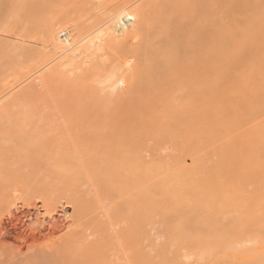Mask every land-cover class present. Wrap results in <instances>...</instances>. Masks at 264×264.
Instances as JSON below:
<instances>
[{
	"label": "bare ground",
	"instance_id": "bare-ground-1",
	"mask_svg": "<svg viewBox=\"0 0 264 264\" xmlns=\"http://www.w3.org/2000/svg\"><path fill=\"white\" fill-rule=\"evenodd\" d=\"M5 1L9 3L8 5L10 6L5 5L6 7H4L2 4H0V44H2L0 47L3 48V54L0 51V99L5 96V93L11 87L19 84V82L22 81V78H25L23 76L26 75L28 77L31 74L38 73L37 71H40V69H46L47 67H50L45 73L43 72L45 70H43V73H41V75L39 74L41 77L38 76L39 79H36L34 86L32 84L25 91H20L18 92L19 94H14L15 96L9 97L8 99L6 98L5 101L1 100L3 102H0V172L7 170V168L4 166L7 160V158H5L7 156V152L11 155H13L11 151L20 155L21 153H26L24 155L26 156L29 155V153H31L34 148L33 153L36 156L34 158V163L27 165V167L24 169L25 178L24 183H22L23 188L21 191V196L26 201H30L29 203L34 202L32 204V209H34V212H32L33 214H30V212L28 215L30 216L29 218L32 222L23 224L21 227L23 229L22 233L16 235V237H11L13 234L7 229L5 230L3 228L1 224L3 220L0 218V242L5 240L15 241L17 243L15 248L17 249L20 247L36 248L35 254L32 257L30 256V258L27 257V260L25 259L22 264H108L105 263L104 260L106 259V252L109 251V243L107 240L108 237H104L105 235H102V231L98 229L101 227L102 230H104L105 227H102V225L99 226L100 224L97 225L94 223L95 218H91V214H94L93 208L95 207V200H86L85 198V193H87V195L89 193L90 196H94L93 194H90V192L93 190V187L94 190L92 192L96 194V199H98L99 202L98 206L96 204L97 209L98 207L102 206V203H106V205L103 204V207L104 205L106 206L105 211L107 210V213L111 208L112 212L110 211L111 213H109L112 215L110 216L109 213L108 215L106 213V215L110 216L111 219L121 218L123 214L127 212L126 216L131 217V220L133 217L135 220L138 219L140 221L139 218H142L143 214L144 216L146 214L149 216L150 213L152 217L153 211L157 210L158 212H161L162 208H164V213L165 211L169 213L168 209L170 206L172 210L176 209V215H174L172 211L169 213V215H181L182 218L185 214V210L182 209V207L185 209L187 208L186 204H190L188 199H190L192 196V200L197 202L196 204L198 206L200 203L202 204V202L207 204L206 205L204 203V205H200L202 207L201 208L199 206L201 209L206 208L210 211L216 209L217 214H226L228 211L225 213L224 208H230V212L227 213L226 216H228V214L231 216L233 213L232 217L234 216V212H237L235 209L237 203L242 204L243 207L249 208L255 212L254 226H256L259 231L262 230L264 227V0H149V2H144L146 0H137L141 3L136 2L137 8L135 9L132 8L135 6V3L134 6L131 5V7L128 3L129 0H18L15 1V3L14 0ZM134 1L135 0H132L130 3L132 4ZM3 2L4 0H2L1 3ZM7 3L4 2V4ZM137 3L140 4V7ZM124 4L125 7H127V4H129V8L127 7L128 12L126 8L123 9ZM141 4L143 5L141 6ZM129 9H131V11H129ZM18 42L24 46L27 44L24 42H28L30 45L32 44L39 46V48L37 49L35 46L34 49L29 48L27 51L30 53H27L25 50L26 48H24V50L22 49L23 51L21 50L22 47L18 45ZM17 45V48H20V50L16 48ZM1 48L0 50H2ZM10 48L13 53L15 52V57L14 55H10V52L8 51ZM4 49L5 52H9V55H7L8 53L6 52L5 57L3 56L1 58V54L4 55ZM17 55L18 57L20 55L21 58L19 57V59L21 60H24L25 58L24 62L18 61V58L16 57ZM16 58L18 64L15 62ZM169 78H172V80H169L170 83L171 81L175 82L178 78V86L179 79L180 82L182 80L184 84H182L181 88L184 89V91H186L187 85L185 83V79L189 78V80L193 82L200 81V84L196 83L195 86L193 85V87L191 85L190 87L188 84L187 87H189V90L191 91H193L194 87H197L196 90H199V93L202 95L207 94L208 99L210 98V101L207 100L210 102V104L209 106H206V103L204 104L202 100L204 96L201 97L197 93L194 94L195 91L191 92L197 98V100L194 99L195 101H202L203 103H197V105L200 106L197 107V109L196 106L189 107L188 110L192 109V116H198L197 110L199 109L198 117L193 116V120L191 119L192 117H188V119L190 118L193 121H191V124L195 123L190 129V126L187 124L189 121L187 120L188 122L185 123L186 117L180 115L184 109L188 108L190 103H183L182 105H185V108H183L184 106L181 107V104H178L177 108V105L174 103V101L176 98L178 99V97H174L175 99L172 98L173 101H171V97H173V91L181 95V93L177 90V86H175L176 84H173L172 82L173 87H171L169 83L170 87L168 88V91L170 89L169 92L171 95H168V97L165 96V94H168V92L166 93L167 90H163L164 92L161 94L163 87L166 86L165 88H167L168 81L166 80ZM156 81L160 85L157 86ZM152 82H155L156 84H152ZM201 83L203 84L204 89H200ZM148 84H150V87ZM248 84L250 85L249 87L247 86ZM151 85H153L154 88L157 86L158 92L162 95L163 100L165 97V101H167L169 98V103H167L168 106L176 105V107H173L172 110L177 111L179 108H182L181 112L178 110L176 115H174L176 111H171L172 113L170 112L171 119L173 121H170L169 124L165 125L166 129L175 132L180 128V131L184 132V130H181V128L183 129V126L186 128L185 126L187 124L189 133L191 134L192 132L194 135L193 138V135L191 134V136L189 134V137H191L193 141H191V144L189 145V140H191V138L188 140V137L186 139L188 140V146H186V150L185 146L182 150V155L185 151V155H188V158L192 160V171H186L187 168L183 169V166L181 167L180 163H178L180 160H177L179 156H174V158L172 157L174 166L172 165V168L170 167L169 169L171 163L170 165H167V170L170 171L169 174L167 173V170L165 171L163 169V166L161 167L163 169L161 171L164 172L165 177L168 175V178L166 177V180L164 181L165 178L162 177L163 173L160 172V177L163 178V180H161L164 181L165 184L160 181L159 177V184L157 187L153 185V176H155V173L151 174L154 171L153 169L156 167H149L148 165V167L145 169L144 165H141L139 159L140 153L138 151L141 150L140 148L143 144V142L141 144V141H143L145 133L141 128L132 125H130L129 129H127V127H123L120 131L116 132L115 127L117 129V126L115 124L121 117L117 116L116 118L114 115L115 118H112L113 115L110 113V118L108 112H111V110L114 112V109H117L118 106H116V108L114 106L112 109L114 102L110 100L109 106L111 105V109L109 111L105 110L103 107H106L107 103L105 101L107 98L105 99V96H103L101 93L102 91H107V89H109L111 92L115 91L121 95V91L123 90L120 89L127 87L129 91L132 89L131 91L134 92H130L129 94V92H127L128 90L125 88L124 91L126 90L127 93V96L126 93H123L125 97L131 98L130 95L132 96V94L135 93L134 96L136 95L139 97V99H142L145 102L149 99L146 97L147 95L143 96V93L146 94L148 90L151 92L153 88ZM109 90L105 93V95L108 93L107 97L109 99H113L114 96L115 99L117 95H112ZM42 91H44L43 94L46 92L45 98L43 96V100L47 99V102L49 103L48 105V103L45 102V104L43 102L44 110H47V106L49 107V110L44 112V110L41 109L42 113H39L33 108L34 104L32 101H34L33 98L35 99L39 93L42 94ZM99 93H101L103 97H101L99 100V104L102 107L101 110L104 109L105 111L102 114L107 113L108 115L106 116H101V113L99 112L97 114V111L95 112L93 106L86 103L85 100L92 98L96 99L95 96H98ZM139 94L142 95L139 96ZM111 95L113 96L112 98H110ZM150 97L153 102L151 103L150 100L147 103H151L152 107H155L153 104L157 101V99H155L153 96ZM54 98H56V100H54ZM117 98H119V101L123 100L124 105L128 103L125 102L122 97L117 96ZM206 98L207 97L205 95V101ZM102 99L105 100L103 101ZM109 99H107L108 103ZM84 100L85 105L83 108L80 107L81 109L78 108L80 109L79 112H84L86 107V113L89 109H92L91 112L94 113L92 116L95 117L96 120H94V118L91 116V113L84 115V117H88V120L93 119L94 121H91V123H93L95 126L100 125L99 122L101 117H104L103 119L108 121L106 123L104 120L103 123L100 122V127L102 128V124L105 123L104 125H106L108 123L110 128L106 127L108 124L105 126V128L103 127V134L100 129L98 133V129L95 130L93 126L92 127L94 130L90 132L92 127L87 125L89 127V133L83 137L78 138L77 135V137L75 135L73 137V134H70V136H72L70 137L68 133L69 131H66L68 135L67 138L62 132L61 137H64V139L58 138L61 134L59 128H63V126L60 125H62L61 120L63 121L64 118H61L65 117L66 121L70 119L71 122V118L76 119V114L78 111L75 109V107H79L80 102L84 104ZM163 100L160 101L162 104V109H164L163 107H166L165 105L163 106L162 102H165ZM95 101L96 100H94V102ZM195 101H193V103L190 105L193 106ZM96 102L98 103V98ZM111 102L113 103L111 104ZM86 105H89V108ZM129 105L133 106L132 110H135L134 112H138L134 105H131V103ZM145 105L146 103H144V106ZM126 106L127 104L125 107ZM158 106L153 109H156L157 111L159 108ZM139 107L142 110L144 109L143 105H140ZM147 107L148 106H145V109ZM69 109H74V112L77 111L75 114L76 116L73 115L72 117V112L70 111V118V116L67 115V111H69ZM118 109L120 108L118 107ZM118 109L117 111L121 112ZM201 110H203V112ZM156 111H153V113L150 114L157 116L158 113H156ZM127 112H130V108L129 110L127 109ZM127 112L126 116L129 114V121L133 120L135 116L133 111H131L132 115ZM166 112L168 113V111H165V113ZM206 112H208L209 115L207 117L208 119H206L203 122L204 124L201 125L199 124L200 121L197 122L196 120L201 118L202 114L204 116ZM44 113L46 115H44ZM79 115L78 117L80 119L77 117L76 121H82L81 123H83L84 117L81 118ZM158 116L161 117L160 115ZM57 117L61 119V124L59 121H57ZM166 117L168 118V114ZM248 117L252 120V122L249 121L250 119L248 120ZM31 119L32 121H38L34 123L41 122L44 123V126H47L41 129L37 127L32 129V127H29V129H32L33 133L31 131L27 132L24 130V124H26ZM54 119H56L55 121L59 122L60 124L58 127L59 134L58 130L56 129L58 123L55 124ZM86 119L84 120V123L86 124L88 122L87 124H90V121H87ZM241 119L245 121H242ZM44 120L47 121H45L47 124H45ZM113 120H115L113 122L115 126L112 123L113 127H111V121ZM161 120L164 121L163 119ZM32 121L30 122L32 123ZM70 121H67L68 124H70ZM95 121L97 122V125ZM238 122H240L241 125L244 124V122L253 123L252 126H250L252 127V131L248 137V143L245 147L246 149L243 148V146L240 147L243 148V152L246 150V158L249 160L248 167L246 166L248 164L247 161L244 164L242 163L243 167L240 163L239 168L241 169V173L240 169L239 171L235 172V166L233 165L235 158V160L240 159L241 161L240 157H236L238 145L236 142H234L235 138H237V136H234V133L236 132L237 127H239ZM51 123L55 124L54 128H52L53 125L51 126ZM68 124L66 123L65 128L62 129L63 132L66 130V127L68 128ZM154 124L155 122L153 125ZM156 124H158V122ZM197 124H199V126ZM163 126L164 125L159 128L163 130ZM159 128L156 129V134L153 131L152 133L154 134L151 135L156 139L157 136H159L160 140L159 138L157 139L159 144H161L163 138L164 140H167V138L170 136L173 139L172 141H174L177 139L178 133L181 135L180 132L177 131L176 136L172 135L171 133H168V136L164 133L162 136L161 134L163 131H160ZM193 128L194 130H192ZM55 130H57L55 135L57 138L54 135L53 137H50L52 136L51 134L55 133ZM106 130L107 132L105 133ZM91 133H95V136L93 137ZM230 133L232 135L228 139ZM241 133L243 135L244 132ZM46 135H49L47 139L40 140L42 136L47 137ZM100 135L101 138H99ZM34 136H36V138ZM117 136L118 138L116 139ZM232 136L234 137V141H232ZM33 137L34 140L32 139ZM37 137L39 139H37ZM183 139L185 138L183 137ZM237 142H239V140H237ZM216 143H219L218 147H215L217 146L215 145ZM12 144H14V146H11ZM184 144L186 145L187 143L185 142ZM212 144H214L213 147L211 146ZM121 145L125 146V148H130L128 156H126L125 153H121L123 147H121V149L116 147L118 148L119 152L117 151L115 154L112 153L113 155H110L108 158L106 157V155H109L110 149ZM204 146H207L206 150L202 151L201 149ZM112 150L115 151L114 149ZM200 150L201 153H205L208 150L209 153H207L210 155V157L215 154L214 156L216 163L210 166L209 164L205 166V160L198 156ZM99 156L102 157L98 159ZM201 156L204 157V155ZM39 158H42L45 162V173L40 177L35 175L41 165L39 163L37 165ZM101 159H103V161ZM26 161L31 162L29 159ZM141 166L145 170L143 168L140 170ZM232 166L234 168H232ZM175 167L176 169H174ZM244 167H247V169L242 171V168ZM173 169L175 171H171ZM143 170L145 173L146 170H149L146 173V177L142 173ZM128 174L131 176V178L127 177ZM33 175L34 178L32 177ZM147 176L153 179H150ZM147 178L151 181L152 185L150 181L147 180ZM17 179L21 180L22 178L18 176L14 177V174H10L6 178H0L1 186L4 184L11 185L10 187L8 186L9 188L6 191V196L12 194L10 188L13 184H15L14 182H16ZM146 180L150 187L146 186ZM83 182L87 183V186L82 185L80 187ZM144 183L145 187L147 188L144 187ZM246 183L251 186L250 198L248 199L243 198L240 195L241 190L244 186H246ZM88 184L91 186L89 187ZM78 187L79 189L83 187V190H86L88 187L91 189L89 192H87L89 190L88 188L87 191H83L85 192L83 193L78 190ZM163 187L166 188H164L165 191L162 190ZM155 189L158 193H155ZM150 190H154L153 195L155 196L156 194H160V197L164 195L162 200H167L168 197L167 201L169 203L167 204L166 201L168 207L166 204H164L165 201L162 203V201L160 202L157 200L160 202V204L158 202L160 205L159 209V206H157L158 204L156 202L157 197L153 196L151 192H149ZM165 193H168L169 196L167 194L165 196ZM244 193L246 194V192ZM170 194H172V196L175 195L176 200L177 197L178 199L179 197H182V199L178 200L179 208L178 206L177 208L178 210H184L183 215L182 211L181 214L177 213L176 200L173 197L174 205L173 201L171 202L172 198H170ZM4 195L5 194H2V196ZM145 195L148 197V199L145 197ZM114 197H116V200L119 199V201H123L125 198L126 200L118 204L117 201H113ZM184 198L186 201H184ZM149 199L151 202V205L149 203L150 211H144V209L141 210L140 208L143 207L145 203V206L148 205ZM5 201L3 202L5 203ZM113 202L114 204L116 203V207L119 205V207L121 206L122 209L125 208L123 210L119 208L120 211L122 210V213H119V211L115 213L113 212L115 205L110 206V204ZM183 202H186V204ZM161 203L165 206H162ZM182 203L184 205H182ZM193 203L192 206L191 204L188 206V211L197 209ZM37 204H40V206L37 207ZM216 205L218 206L217 208L215 207ZM57 206L62 208V210L59 212L62 219H60L61 221H59V219H55L57 215ZM70 207L72 208L70 209L72 211L70 214L72 215L68 214V212L65 210L66 208ZM116 207L115 209L117 210ZM219 207L221 209L223 208V210H218ZM151 209L153 211H151ZM101 210L104 211L102 208ZM157 211H155V214ZM212 211L211 214H213V219L216 222V218L218 216H216L214 212L212 213ZM218 211L221 213H218ZM163 212L160 213L161 218H164V215H162L164 214ZM103 213L105 214V212ZM187 213L188 212L186 209V215ZM201 213H204V224H206V222L208 223V220L211 217L210 215L208 216L210 213H206L208 220L204 210L201 211ZM251 213H247V216L250 214L248 219L251 218ZM141 214L142 217H140ZM189 214H191V212ZM198 214L200 215V211ZM8 216H11L10 211L7 212V217ZM235 216L237 215L235 214ZM197 217L198 215L196 214V221L194 220V225L196 222L199 223L200 220L202 221V214L201 218ZM232 217L228 218L229 220H232V223L235 226H233L232 223L231 224L234 228H236L238 225L237 222H240L241 219L237 220L238 216L236 218L233 217V219ZM175 218L176 220L178 219L177 217ZM222 218L223 216L221 219ZM239 218L241 217H238V219ZM125 219L123 218V220ZM127 219V221H129L130 218ZM134 219L132 221H134ZM182 219L183 220H180V223L179 220H177V222L175 221L174 223H179L178 226L183 224L185 225L187 224V219L192 220V217H185L186 220H184V218ZM197 219H199V221ZM211 219L212 218H210V222H212V224L215 226L214 221H211ZM217 219L218 224L216 227H218L219 223L221 226V221H223L220 219V217ZM138 220L136 223H140ZM224 221H226V219H224ZM117 222H119V220ZM143 222L141 224H143ZM235 222L237 224H235ZM92 224L99 227H95L94 229ZM109 224H111V220ZM128 224L130 223L128 222ZM112 225L113 224H111V227ZM111 227H107L105 230ZM125 227H123V230H126L124 229ZM185 227L186 229L189 228L187 225H185ZM59 229H65L66 232L61 238L54 239V236L56 232L59 231ZM222 229L224 230V228ZM238 229L239 232H241L240 228ZM132 232H130L129 229L127 232L128 234L126 235L125 231L124 235H126L128 238V236L131 234L130 237L133 238L132 235H134V231ZM246 232L247 231L245 230L244 233L241 232L239 234L245 235ZM171 233L173 232L171 231ZM194 233L196 234V232ZM199 233L200 234H198V237L201 239V232ZM195 234L193 236H195ZM237 234L238 233L233 235L231 234L229 237L234 236L237 238L239 235ZM247 235L250 236V233ZM206 236H204V239L209 238ZM130 237L128 239L126 238V242L119 246V251L121 253L130 251V253L128 252L130 254V261H133L134 264H139L140 261L143 260V253L140 252V246H138V243L140 242L136 243L135 241H132V238ZM171 237L169 236V238ZM220 237H224L223 233L222 236L220 235ZM220 237H217L218 240L221 239L220 241L211 238L209 240L206 239L205 241L202 237V239H199L200 241H198V244L201 246V248L199 246L196 247L195 250H202L203 247H205L206 249L204 248L202 251H198L202 252L203 254L206 252L205 256H207V260L211 257L208 256V254L210 255V252L214 253L215 251L220 250L219 252L223 251L224 253L225 250L232 251L236 244H230L227 242V240H230L228 237ZM243 237L244 236L240 237L242 239L239 238V241H242L244 246L245 244L247 245L248 243L252 242L251 239H249L250 241L248 240L249 242H247L246 239L248 237L246 235L244 239ZM190 239L188 241H190ZM262 240L264 241V238H262ZM183 241H186V239ZM202 241L205 242L202 243ZM232 241H234V239L230 240V242ZM166 242L167 241L164 243ZM234 243L240 242L236 241ZM183 244L184 243L181 245ZM251 244L248 245L251 247ZM166 245H168V243H166ZM144 246H146V244ZM177 246L178 245H176L175 248H177ZM229 247H232V249H229ZM178 248L180 247L178 246ZM148 251L150 250L148 249L147 252ZM236 251L238 253H243L244 255L247 252H240V249ZM117 252L115 253L117 254ZM147 252L144 253L147 255ZM170 252H172V250ZM233 252H231L230 255ZM6 253L8 252H0V264H5L6 260H8L7 258H11V256L7 257ZM179 253L180 252H177L176 254L179 255ZM119 254L120 253H118V255ZM164 254L163 255L165 257H162L166 259V262L167 253ZM247 254L250 253L248 252ZM254 254H257L256 251H253L250 255L252 256ZM7 255H9V253ZM168 256L173 258L171 255ZM256 256L259 257V259H255L256 261L254 264H264V253L262 254L259 251V254ZM223 257H220V261H222ZM149 260L148 262H150ZM159 260L161 261V259ZM155 261H157V258L154 260V263ZM169 261H171V259ZM218 262L219 261L216 260L215 264ZM159 263L163 264L164 262L158 261V263L155 264ZM247 263L250 264L251 261H247L245 264ZM6 264H11V261H7ZM167 264H171V262Z\"/></svg>",
	"mask_w": 264,
	"mask_h": 264
},
{
	"label": "rangeland",
	"instance_id": "rangeland-1",
	"mask_svg": "<svg viewBox=\"0 0 264 264\" xmlns=\"http://www.w3.org/2000/svg\"><path fill=\"white\" fill-rule=\"evenodd\" d=\"M15 1H18V0H14V3H15ZM140 1V0H139ZM139 1H137V0H135L132 4L130 3V2H132V0L130 1H128V3L130 4V6L132 5V6H134V3H135V6L134 7H132V8H137L136 7V2H138V3H141V2H139ZM144 1V0H143ZM2 2V0H0V4H2V6H4V7H6L5 5H7V6H10V5H8L9 3H7L5 0H4V2L5 3H7V4H4V2L3 3H1ZM144 2H149V0H146V1H144ZM143 2V3H144ZM126 3V2H125ZM137 3V4H138ZM129 4H127V7L129 8ZM145 4V3H144ZM139 5V7H140V4H138ZM143 4H141V6H142ZM127 7H125V4H124V7H123V9L124 8H126V10H127V12H128V9H127ZM131 8V9H132ZM131 9H129V11H131ZM134 9H132V10H134ZM124 12H126V11H124ZM24 43H27L25 46L24 45H21V43H19L18 42V45H20L22 48H21V50L23 49L24 50V48H26L25 50L27 51L29 48H32V49H34V46L35 45H30V43H28V42H24ZM22 44H23V42H22ZM2 44H0V46H1ZM16 45V44H15ZM18 45L16 46V48L18 47ZM4 46V45H3ZM14 46V45H13ZM1 48V47H0ZM11 48H13V47H11ZM11 48H10V50H8L9 52H10V55H14V53H13V51H11ZM35 48H39V46H35ZM2 50H0L1 52L3 51V48H1ZM17 49H19L20 50V48H17ZM13 50V49H12ZM22 50V51H23ZM8 51H6L8 54L7 55H9V52ZM15 51H16V49H15ZM6 52H5V49H4V55H2L3 54V52H2V54H1V58L4 56L5 57V54H6ZM20 53H21V51H20ZM27 53H30L29 51H27ZM23 56V55H22ZM14 57H15V55H14ZM17 58H18V61H23L24 62V60H25V58H24V60L22 59H19V57H20V55H19V57H18V55L16 56ZM28 57V56H27ZM27 57H26V59H27ZM17 58H16V64H18L17 63ZM21 58V57H20ZM14 59V58H13ZM11 60H12V58H11ZM29 60V59H28ZM14 61V60H13ZM27 61V60H26ZM26 61H25V63H26ZM22 64V63H21ZM24 65V64H23ZM53 65V64H52ZM50 68V67H49ZM48 67L45 69V68H43V69H40V71L38 70L37 72L38 73H35V74H29L30 76H23V77H25V78H22V81L21 82H19V84H17V85H15V86H13V87H11L6 93H5V96L2 98V99H0V102H3V101H5V99L7 98H9V97H12V96H15L18 92H20V91H25L30 85H32L33 84V86L35 85V81H36V79H39V77H41L40 75H41V73H45L48 69H49ZM43 70H45V71H43ZM43 71V72H42ZM40 74V75H39ZM39 76V77H38ZM182 79V78H181ZM169 80H172V78H169L168 80H166V81H168V85H167V88H165L166 86H164V85H162V86H164L163 87V89H162V91H161V94H163V90H167L166 91V93L168 92V94L166 95L165 93V96L166 97H168V95H171V93L169 92L170 91V89H169V91H168V88L170 87V85H171V87H173V84L175 83L176 85L175 86H177V90L181 93V95L178 93H175L174 91L172 92V95H173V97H171V99L173 98V99H175L174 97H178V99L176 98L175 99V101H174V103L177 105V108H178V104H181V107L182 106H184L183 108H185V105H182L183 103L184 104H192L193 103V101H195L194 99H196L197 100V98H196V96H194L193 95V93H191V92H193V91H195L194 92V94L195 93H197L199 96H201V97H203L204 96V98L202 99L203 100V102H204V104L206 105V106H209V104H210V102H208V101H210V98L208 99V96H207V94H204V95H202L201 93H199L200 91L199 90H196V88L197 87H194V89H193V91H191V90H189L190 88L189 87H187L188 86V84H189V86L191 85L192 87H193V85L195 86V84L197 83V84H200L199 82H193V81H190L189 80V78L188 79H185V83L187 84L186 85V91H184V89H182L181 87H182V84H184V82H182V80H181V82H180V79H179V86L177 85V80H178V78H177V80L175 81V82H173V81H171V83L169 82ZM195 80H197V79H195ZM165 81V80H164ZM165 81V82H166ZM160 82V81H159ZM172 82H173V84H172ZM157 83V84H156ZM156 83L155 82H152V84H156L157 86L158 85H160V84H158V82L156 81ZM164 83V82H163ZM169 83H170V85H169ZM190 83H192V84H190ZM194 83V84H193ZM149 85V87H150V84H148ZM153 85H151V87H152ZM157 86L154 88V86H153V88H152V90H151V92H150V90H148V92L146 93V94H144L143 93V96H145V95H147L146 97H148V101H143L142 99H139V97H137L136 95V97L134 96V94H132V96L130 95V97L131 98H129V97H125L124 95H123V93H126V90L124 91V89L126 88L127 90H128V88L127 87H124L123 89H120V90H123V91H121L122 93H121V95H119L118 93H116L115 91L114 92H111L109 89H107V91H105L104 89V91H102L101 93L103 94V96H105V99L107 98V99H109L107 96H108V93H107V95H105V93L106 92H108V90H109V92L112 94V95H117V96H119V97H122L124 100H125V102H128V103H126L127 104V106L125 107V105L123 104V100H121V101H119L118 99L119 98H117V96H116V98L114 99V97L111 95V97L110 98H112L113 97V99H109L108 101H109V103L107 102V99H106V107H103L105 110H107V111H109L110 109H111V105L109 106V104H110V100H112L113 102H111V104L113 103V107H112V109L114 108V106H115V108H116V106H118L120 109H118V107H117V109L118 110H120L121 112H118L117 111V109H114L115 111L113 112V110H111V112H108L109 113V116H110V113H112L111 115H113L112 116V118H117V116L119 117H121L119 120H117V123L115 124L116 126H117V129H116V127H115V130H116V132L117 131H120L123 127H127V129H129V127H130V125H132V126H135V127H138V128H141L142 130H143V132L145 133L144 135V137H143V141H141V144H142V142H143V144H142V146H141V150H139L138 152L140 153V155H141V157H140V155H139V153H138V155H139V159H140V163H141V165H144V168L146 169L147 167H148V165H149V167L150 166H154V167H156V168H154L153 170V173H151V174H154L155 173V176H153V178H154V180H153V185H155L156 187L158 186V184H159V180H158V178L160 177V175H161V173H163V175H162V177H164L165 179H164V181L166 180V177L168 178V175H166V177H165V174H164V172H162L161 170H167V165L169 164L170 165V163H171V165L169 166V169H170V167L172 168V165L174 166V161H173V158H174V156H179L178 158H177V160H180V161H178V163H180V166L183 168V169H186V171L188 170L189 172L190 171H192V168H193V166H192V160H190V158H188L189 156L188 155H185V151L183 152V155H182V150L184 149V146H185V150H186V146H188V140L191 138V137H189V130L187 129V126L189 125L190 127H189V129L190 128H192L191 126H193L194 124H191V121L193 120V118L194 117H198L199 116V109L197 110V112H198V116H195V115H193L192 116V109L191 110H188L189 109V107L191 106V107H195L196 106V109H197V107H200V106H198L197 105V103H199L200 101H199V99H198V101L199 102H197V101H195V103H194V105L192 106V105H188V108L187 109H184V110H186V111H184L183 110V112L182 113H180V115H183V116H185L186 117V122L185 123H187L188 121H189V123H187L186 124V128H184V126H183V129L181 128V130H184V132H181L180 131V128H179V130H177V131H179L180 132V134L181 135H179V133H178V135H179V137H178V135H177V139H175L174 141H172L173 139L169 136L168 138H167V140H164V138H163V140L161 141V144H159V141L157 140L158 138H159V136H157V139L155 138V137H152L151 135L152 134H156V129H158L159 127H161L162 125H164L163 126V130H161V128H159L160 129V131H163V133L161 134L162 136H163V134L165 133L167 136H168V133H171L172 135H175L176 136V133H177V131H175V132H172L171 130H168V129H166V126L165 125H167V124H169L170 123V121H173L172 119H171V113L173 112V111H176V110H172V108L173 107H176V105H174V106H171V105H169L168 106V104L167 103H169V98H168V100L167 101H165V98H164V100H163V98H162V95L158 92V88H157ZM161 86V87H162ZM190 86V87H191ZM205 86V85H204ZM248 87L250 86L249 84L247 85ZM184 87H185V85H184ZM31 88V87H30ZM148 88V87H147ZM165 88V89H164ZM175 88V87H174ZM204 89V87H203V84L201 83V88L200 89ZM245 88V87H244ZM188 89V90H187ZM119 90V89H118ZM117 90V91H118ZM132 89H130V91L128 90L127 92H129V94H130V92H134V91H131ZM246 90H247V92H248V89H247V87H246ZM188 91H189V93H188ZM196 91H198V92H196ZM204 91V90H203ZM203 91H202V93H203ZM244 91V90H243ZM43 92L44 91H42V94L41 93H39V95L37 96V97H35V99L33 98V100L34 101H32V103L34 104V106H33V108L34 109H36V111H38L39 113L41 112L42 113V111H41V109H43L44 110V105H43V102L45 103H48L47 102V99H44L43 100V96H44V98H45V93L43 94ZM182 92H183V95H182ZM101 93H99V95H101ZM170 93V94H169ZM190 93H191V95H190ZM204 93H206V92H204ZM244 93H245V91H244ZM15 94V95H14ZM19 94V93H18ZM98 94V93H97ZM201 94V95H200ZM41 95V96H40ZM98 95V96H99ZM140 95H142V94H139V96ZM205 95H206V101L204 100L205 99ZM97 95L95 96V98L96 99H94V98H92V99H85L86 100V103H88L89 105H92L93 106V109L95 110V112L97 111V114H98V112L99 113H101V116H106V115H108L107 113L106 114H102V113H104L105 111H104V109H102L101 110V106H100V104H99V100H100V98L102 97V95L101 96H99L98 97ZM126 96H127V93H126ZM129 96V95H128ZM150 96H153V97H155V99H157V101L156 102H154V104L153 105H155V107L153 106L152 107V100L150 99L151 97ZM194 96V97H193ZM48 97V96H47ZM46 97V98H47ZM132 97H134V98H132ZM161 97V98H160ZM97 98H98V103L96 102L97 101ZM103 98V97H102ZM126 98V99H125ZM58 99V98H57ZM105 99H102L103 101L105 100ZM160 99V100H159ZM173 99L171 100V101H173ZM1 100H3V101H1ZM54 100H56V98H54ZM85 100H84V104L83 103H81L80 102V104H79V107H75V109L78 111V113L76 114V112H74V109L73 110H70L69 109V111H67L68 113H67V115H69L70 116V118H71V115H70V113L72 114V117H73V115H75L76 116V119H77V117H78V115H79V111H80V109L81 108H83V106L85 105ZM94 100H96L95 102H94ZM118 100V101H117ZM151 100V103H147V102H149ZM154 100V99H153ZM165 101V102H162L163 103V106L165 105L166 107H163L164 109H162L161 108V102L160 101ZM201 100V99H200ZM49 101V100H48ZM101 102V101H100ZM178 102V103H177ZM202 102V101H201ZM201 102H200V104H201ZM202 102V103H203ZM45 103V104H46ZM131 103V105H134V107H135V109L138 111V112H134L135 110H132V107L133 106H130L129 104ZM144 103H146V105L145 106H148V107H150V108H146L145 109V106H144ZM167 105H166V104ZM171 103V102H170ZM83 104V105H82ZM99 104V105H98ZM105 104V103H104ZM115 104V105H114ZM148 104V105H147ZM199 104V105H200ZM48 105H49V103H48ZM89 105H86V106H88V108H89ZM102 105V104H101ZM140 105H143V107H144V109L142 110V109H140ZM159 105V106H158ZM32 106V105H31ZM102 106H104V105H102ZM130 106V107H129ZM156 106H158L159 108V112H158V109H157V111H156V109L154 110L153 108H156ZM167 106H168V109H167ZM187 106V105H186ZM81 107V108H80ZM125 107V108H124ZM142 107V106H141ZM151 107H152V110H151ZM171 107V108H170ZM180 107V106H179ZM202 107H203V104H202ZM211 107V106H210ZM46 108V107H45ZM78 108H80V109H78ZM85 108V107H84ZM129 108H130V112H127V109L129 110ZM207 108V107H206ZM86 109H87V107L85 108V110H84V112H82V113H80V115L79 116H81V118L82 117H84V115H87V114H90L91 113V116H92V114H94V113H92L91 111H92V109H89L88 111H87V113H86ZM167 109V110H166ZM170 109V110H169ZM175 109V108H174ZM208 109V108H207ZM210 109V108H209ZM47 110H49V107L47 106ZM47 110H44V112H47ZM141 110H142V113H141ZM163 110V111H162ZM180 112H181V110H182V108L180 109H178ZM177 110V111H178ZM71 111V112H70ZM82 111V110H81ZM117 111V112H116ZM131 111H133V113L135 114V116H134V118H133V120H131V121H129V119H128V116H129V114H128V116H126V112L127 113H130V115H132V113H131ZM153 111H156V113H158V115H160L161 117H159L158 115L157 116H155L154 114L152 115V114H150V113H153ZM165 111H168V113L166 112L165 113ZM172 111V112H171ZM177 111L175 112V114L174 115H176L177 114ZM202 112H203V110H201ZM206 111V110H205ZM50 112V111H49ZM48 112V113H49ZM89 112V113H88ZM171 112V113H170ZM47 113V114H48ZM114 113V114H113ZM162 113V114H161ZM136 114H137V116H136ZM168 114V118L166 117V115ZM178 114H179V112H178ZM194 114H195V112H194ZM205 114V113H204ZM240 114H242V113H240ZM44 115H46L45 113H44ZM83 115V116H82ZM114 115H115V117H114ZM57 116V115H56ZM58 116H60V115H58ZM74 116V117H75ZM100 116V117H101ZM109 116H108V118H109ZM190 116V118L192 119H188V117ZM202 116H203V114H202ZM201 116V118H198V120H196L197 122L198 121H200V122H202V123H200L199 122V124H204L203 122L206 120V119H208L207 117L209 116L208 115V112H206V114L202 117ZM37 117H39V116H37ZM61 117V116H60ZM67 117V116H66ZM93 117V116H92ZM91 117V118H92ZM123 117V118H122ZM34 118V117H33ZM64 118V120L62 121L61 119H63ZM79 118V117H78ZM87 118V119H86ZM94 118V120H96L95 119V117H93ZM97 118V117H96ZM104 117H101V120H100V122L101 123H103V119ZM110 118H111V116H110ZM174 118H175V116H174ZM210 118V117H209ZM211 118H212V116H211ZM35 119H37V118H35ZM39 119V118H38ZM56 119H58L57 121H59L60 122V120H61V122H62V125H60L61 124V122H60V124H59V122H57V121H55ZM56 119H54V123L55 124H57L58 126H57V130H58V127H59V125L60 126H63V128L62 127H60L59 128V130H60V133L62 132L63 134H64V136L67 138L68 137V135H67V133H66V131L69 133V136H70V134L74 137V135L76 136H78V138H80V137H83V136H85V135H87L89 132H88V130H89V127L88 126H90V127H94V129L95 130H97V132L99 133V129L101 130V132L104 134V128H105V126L108 124H106V125H104L107 121H105L104 120V124H102V128L100 127L101 126V123L99 122V124L100 125H97V122L95 121V123H96V125L97 126H95L93 123H91V121H94L93 119H89L88 120V117H84V120L86 119L87 121H90V124H85L84 123V120H83V123H81L82 121H76V119H73V118H71V120H72V122L70 121V119L69 120H67V121H70L69 123L70 124H68V122L66 121V119H65V117H62L61 119L59 118V117H57ZM80 119V118H79ZM155 119H156V121L158 122V124H156L157 122L155 121ZM159 119H160V123H159ZM161 119H163L164 121H162ZM166 119V120H165ZM250 118L248 117V120H249ZM188 120V121H187ZM202 120V121H201ZM242 120V119H241ZM30 121H32V119L30 120ZM30 121H28L26 124H24V130L25 131H31L32 132V129H34V128H39V129H41V128H44V127H46V126H44V123H41V122H39V123H34V122H38V121H36V120H34V121H32V123L30 122ZM43 121V120H42ZM46 120H44V122H45ZM99 121V120H98ZM115 120H113V121H111V127H113L112 126V123L114 122ZM242 121H245V120H242ZM242 121H241V123H242ZM250 122H252V120L250 119L249 120ZM47 122V121H46ZM45 122V124H47ZM110 122V121H109ZM155 122V124L153 125V123ZM193 122V121H192ZM66 123L68 124L67 126H68V128L66 127V130L63 132V130L62 129H64L65 128V126H66ZM55 124H52L51 123V126H52V128H54V125ZM84 126H83V125ZM199 124H197L198 126H199ZM252 124L253 123H248V122H244V124H240V122H238V126L239 127H237V130H236V132L234 133V131H233V133H234V136H237V138H235V141H234V137H233V139H232V137H231V139H232V141H234V142H236L237 143V145H238V152L236 153V157H240L241 158V161H240V159H237V160H235L234 159V166H235V168L232 166V168H234V171L235 172H237V171H239V166H240V163L242 164H244V163H246V161L248 162L249 160H248V158H246L247 156H246V154H245V151L243 152V148H245L246 147V144L248 143V137L250 136V134H251V128L252 127H250V126H252ZM26 125H28V126H26ZM88 125V126H87ZM113 125H114V123H113ZM114 125V126H115ZM197 126V127H198ZM29 127H32V129H29ZM88 127V128H87ZM93 127H92V130H90V132L91 131H93L94 129H93ZM98 127V128H97ZM106 127H108V128H110V126H109V124L106 126ZM239 128V129H238ZM187 130V132H186V130ZM198 129H199V127H198ZM235 129V128H234ZM57 130H55L54 132V134H51L52 136H50V137H53V135L55 136L56 135V131ZM59 130H58V134H59ZM107 130H109V129H107ZM107 130L105 131V133L107 132ZM192 130H194V128L192 129ZM191 130V131H192ZM233 130V129H232ZM240 130V131H239ZM154 131V133H152ZM159 131V130H158ZM247 131V132H246ZM31 132H29V133H31ZM194 132V131H193ZM232 132V131H231ZM241 132H244L243 133V135H242V133ZM248 132H249V134H248ZM33 133V132H32ZM52 133H53V131H52ZM62 133L60 134V136L58 137V138H63L64 139V137H61V135H62ZM96 133V132H95ZM95 133H91L92 134V136L94 137L95 135ZM102 133H100V134H102ZM197 133V132H196ZM245 133H246V136H245ZM191 134H192V132H191ZM190 134V135H191ZM35 135V134H34ZM186 135V136H185ZM193 135V134H192ZM191 135V136H192ZM232 134L230 133L229 134V137H228V139L230 138V136H231ZM47 137H44V136H42V138H40V140L41 139H47L48 137H49V135H46ZM72 136H70V137H72ZM76 136V137H77ZM165 136V135H164ZM185 138V139H183V137ZM196 136V135H195ZM35 138H36V136H34ZM34 137L32 138L33 140H34ZM41 137V136H40ZM56 137V136H55ZM97 137H98V135H97ZM189 137V138H188ZM57 138V137H56ZM99 138H101V135L99 136ZM118 138V136L116 137V139ZM155 139V140H153V139ZM188 138V140H186ZM193 138H194V135H193ZM239 138V139H238ZM37 139H39L38 137H37ZM231 139H230V141H231ZM159 140H160V138H159ZM169 140V141H168ZM182 140H183V142H182ZM237 140H239V142H237ZM155 141V142H154ZM187 143L186 145L184 144L185 142ZM191 141H193V139L191 138V140H189V145L191 144ZM247 141V142H246ZM157 142V143H156ZM167 142V143H166ZM170 142V143H169ZM219 144V143H218ZM218 144L216 143L215 145H217V146H215V147H218ZM11 146H14V144H12ZM208 146V145H207ZM207 146H204L201 150L203 151H205L206 150V147ZM212 147L214 146V144H212L211 145ZM211 146H210V148H211ZM243 146V148H240V147H242ZM113 147V146H112ZM116 147H119V149H121V147H123V148H125V146H115V148ZM181 147H183V148H181ZM214 147V148H215ZM114 147L112 148V149H114L115 151H113L112 149H110V153H109V155H106V157L108 158L110 155H113V154H115L117 151H118V148H116L115 149ZM122 148V151H124V152H122L121 151V153H125L126 154V156H128L129 155V151H130V148L129 147H127V148H125V149H123ZM179 148H180V150H179ZM188 148V147H187ZM209 148V147H208ZM209 148V149H210ZM214 148H213V150H214ZM208 149V150H209ZM246 149V148H245ZM31 150V149H30ZM201 150H200V152H199V154H198V156L202 159H204L205 160V166H207L208 164H209V166L210 165H213V164H215L216 163V159H215V154L213 155L214 156V158H213V156H211L210 157V155L208 154L209 153V151L207 150L205 153L204 152H202L201 153ZM211 150V149H210ZM12 153H13V155H11L10 153L8 154V152L6 153L7 154V156L5 157V158H7V160H6V164L4 165L6 168H7V170H5V171H2V172H0V178L1 177H4V178H6L7 176H9L10 174H14V177H21L22 179L20 180V179H17L16 180V182H14L15 184H13L12 185V187L10 188V190L12 191V194L11 195H9V196H6V191H7V189L11 186V185H7V184H4V185H0V218L3 220L2 221V226H3V228L6 230H8V231H10L13 235H11V237H16V235H18V234H21L22 233V225L23 224H28V222H32L31 221V219L29 218L30 216H28L29 215V213L30 214H33L32 212H34V209H32V204L34 203V202H31V203H29L28 201H26L22 196H21V191H22V183H24V169H25V167H27V165H30V164H32V163H34V158L36 157L35 155H34V148H33V150H32V152L31 153H29V155H26V156H24L25 154H23V153H21V155L20 154H17V153H14L13 151H11ZM119 152V151H118ZM180 152H181V154H180ZM208 152V153H207ZM214 152H215V150H214ZM213 152V153H214ZM113 153V154H112ZM120 154V153H119ZM204 155V157L203 156H201V155ZM118 155V154H117ZM121 155V154H120ZM211 155H212V151H211ZM122 156V155H121ZM123 156H125V155H123ZM185 156V157H184ZM100 157H102V156H99L98 157V159H100ZM104 157V156H103ZM105 157V158H106ZM173 157V158H172ZM183 157V158H182ZM172 158V159H171ZM188 158V159H187ZM216 158H217V156H216ZM30 160L31 162H27L26 160ZM182 159H183V161H182ZM215 159V160H214ZM102 161H103V159H101ZM237 162V163H236ZM38 163L39 164H41L40 165V167H39V169H38V171L35 173V175H37L38 177H40L41 175H43L45 172H44V164H45V162H44V160L41 158H39L38 159V161H37V165H38ZM139 163V164H140ZM155 163V164H154ZM165 163H167V164H165ZM163 164V165H162ZM176 164H177V162H176ZM243 164H242V167H243ZM156 165V166H155ZM165 165H166V167H165ZM163 166V169L161 168ZM237 166H238V169H237ZM247 167L249 166V162H248V164L246 165ZM176 167H177V165H176ZM176 167L174 168V169H176ZM247 167H244V168H242V171H244L245 169H247ZM41 168V169H40ZM141 168H143L142 166L140 167V170H142ZM143 168V169H144ZM152 168V167H151ZM14 169H15V171H14ZM144 169V170H145ZM171 170V171H175V170ZM237 169V170H236ZM143 170V175L146 177V173L150 170V168H149V170L147 171L146 170V173H145V171ZM7 171V172H6ZM168 172V174H169V170H167ZM161 172V173H160ZM145 173V174H144ZM240 173H241V169H240ZM149 174H150V172H149ZM148 174V175H149ZM129 175V174H128ZM127 175V177L128 178H131V176L129 175L128 176ZM33 178H34V175L32 176ZM31 177V178H32ZM147 177H149V176H147ZM151 177H152V175H151ZM151 177H149L150 179H153V178H151ZM162 177H160V181L161 182H163L164 184H165V182L164 181H162L163 180V178ZM162 179V180H161ZM147 180L148 181H150L148 178H147ZM147 180H146V184H147ZM167 182V181H166ZM150 183H151V181H150ZM87 183H82L81 185H80V187L82 186V185H86ZM89 185V184H88ZM151 185H152V183H151ZM9 186V187H8ZM52 186V185H51ZM87 186V185H86ZM91 185H89V187H90ZM146 186H149L150 187V185H149V183L146 185ZM165 186V185H164ZM88 187V188H89ZM92 187H93V185H92ZM144 187H145V183H144ZM243 187V186H242ZM3 188V189H2ZM83 188V187H82ZM82 188H80L79 189V187H78V190H80V192H83V191H87V189L85 190H83ZM86 188V187H85ZM145 188H147V187H145ZM164 188L165 187H163L162 188V190L163 191H165L164 190ZM90 189L91 188H89V190L87 191V192H89L90 191ZM160 189H161V183H160ZM166 189V188H165ZM93 190H94V187H93ZM92 190V191H93ZM156 190V189H155ZM158 190H159V188H158ZM243 190V191H242ZM242 190H241V197H243V198H250V192H251V186L249 185V184H247L246 183V186H244L243 188H242ZM2 191H4V192H2ZM90 192V194H93L94 196H90L89 195V193H88V195H87V193H85V192H83V193H85L86 194V200H95L94 202H95V207L93 208L94 210V214L92 215L91 214V218H95L94 220H95V222H94V220H93V222L94 223H96L97 225H99V226H101L102 225V227H105V228H107V227H111V224H113L112 225V227L111 228H109V229H106L105 230V228H104V230H102V228L101 227H97V226H94V224H92V227L95 229V227H97L99 230H101L102 231V235H105L104 237H106L107 238V240H108V243H109V251H107L106 252V254H105V258L106 259H104L105 260V263H108V264H134V262L132 261H130V251H126V253L125 252H120L119 251V246L120 245H122L123 243H125L126 242V240L131 236V234L128 236V238H127V232L129 231V229H130V232H132V231H134V235H132L133 236V238L132 237H130V238H132V241H135L136 243H138V242H140V243H138V246H140L139 247V250H140V252L141 253H143V260L142 261H140V263L139 264H155V263H158V261L159 262H164V263H170L171 262V264H215V262H216V260H218L219 262L218 263H216V264H220L221 262L223 263V264H238V263H241V264H245L247 261H251V263L252 264H254V262L256 261V260H258L259 259V257H257L256 255L257 254H259V251H260V253H264L263 251H264V241L262 240V238H264V227L262 228V230H258L257 229V227L256 226H254V219H255V212H253V210H251V209H249V208H246V207H243V205L242 204H239V203H237V205H236V207H235V209H236V211L237 212H234V216L233 217H241V218H239L238 219V217H237V220H240L241 219V223L240 222H237L238 223V225H237V227L236 228H234L233 226H235L233 223H232V220H229V218H231L232 217V211H231V216L228 214V216H226V214L227 213H229L230 212V208H224V211H225V213L226 214H222L220 211H218V213H221V214H217V210H216V213H215V210H211L212 211V213L214 212L215 214H216V216H218L217 218H219L220 217V219H221V217L223 216V218L221 219V220H223L224 221V219H226V221H221L222 223H221V226H220V223H219V225H218V227H216L217 226V224H218V222H217V218H216V222L214 221V219H213V214H211V211L209 210V209H201L202 207V204L204 205V203L205 202H202V204L200 203V207L196 204L197 202H195L194 200H192V196H191V200L194 202H192L190 199H188V201H190L189 203L191 204V206H192V203L196 206V208L197 209H192V210H190V208H189V210L190 211H188V206H190V204H186V202H183L184 204H186V206H187V215H186V209L185 208H183L182 207V209H184L185 210V214L183 215V212H184V210H178V208H179V204H178V200H180V199H182V197H179V199H178V197H177V195H176V197H177V200H176V198H175V195H173L172 196V194H170V198H172V200H171V202L174 200V198H175V200H176V208H177V206H178V208H177V213H179V214H181V211H182V215H183V217L182 218H184V220H186L185 219V217H192V220L190 219H187L188 221L186 222L187 224H185V225H187L189 228L188 229H186V227H185V225L183 224V225H179L178 226V224L180 223V220H183L182 218H181V215L180 216H172V215H169V213L172 211L173 212V214L174 215H176V213H175V211H176V209L175 210H172L171 209V206H170V208L168 209L169 211V213H167L166 211H165V213L163 212L164 210V208H162V211L161 212H163L164 214H162V215H164V218H161V215H160V213L161 212H158L157 210H155V211H157V213L155 214V211H153L152 209L155 207H153L152 209H151V211H153L152 212V217H151V215H150V213H149V216H147V214L144 216V211L145 210H147V211H150V208H149V203H150V205H151V202H150V199H149V202H148V205H146L147 206V208H146V206H145V204H144V206L143 207H141L140 209L142 210V209H144V211H143V217H142V214H141V216L140 217H142V218H139L140 219V221L138 220V222H140V223H136V221L137 220H135L133 217H132V220L134 219V221H132L131 220V217H127L126 216V213L127 212H125V214H123V216L121 217V218H116V219H111L110 218V216L112 215V214H110L111 212H112V210H111V208H110V210H108V213L110 214V216H107L108 215V213L105 211V205H106V203H102V206H100L102 209H104V211H102L101 210V208L100 207H98V209H97V206H98V199H96V194L95 193H93V192ZM153 191L154 190H150L149 192H151V194L153 195ZM161 191V190H160ZM159 191V192H160ZM244 192H246V194L244 193ZM155 193H158L157 192V190H156V192ZM249 193V194H248ZM2 194H5L4 196H2ZM150 194V195H151ZM163 194V193H162ZM166 194L168 195V193H165V196H166ZM179 194V193H178ZM148 195V194H147ZM159 195V196H158ZM156 194V196L155 195H153V196H155V197H157L156 198V202H157V204H158V202L160 201H162V203L165 201V203L164 204H166V201L168 200V197H167V200H165V199H163L162 200V198H164V195H162L161 197H160V194ZM181 195V194H180ZM188 195V194H187ZM20 198H19V197ZM169 196V195H168ZM182 196V195H181ZM8 197V198H7ZM125 197V196H124ZM145 197H147L146 195H145ZM158 197H159V199H158ZM174 197V198H173ZM190 197V196H189ZM188 197V198H189ZM6 200H4V199ZM92 198V199H91ZM116 197H114V202H116L117 201V203L118 204H120V202H123L124 200H126V198L123 200V201H119V196H118V198L119 199H115ZM122 198V197H121ZM187 198V197H186ZM147 199H148V197H147ZM153 199V198H152ZM185 199V198H184ZM183 199V200H184ZM157 200H159V201H157ZM3 201H5V203L3 202ZM97 201V202H96ZM100 201H101V199H100ZM119 201V202H118ZM184 201H186V199L184 200ZM114 202L112 203V204H110V206H112V205H115V207H116V203L114 204ZM160 202H159V204H160ZM181 202H182V200H181ZM181 202H180V204H181ZM161 203V205L162 206H165L164 204H162ZM169 202L167 201V204H168ZM182 203V205H184ZM188 203V202H187ZM96 204H97V206H96ZM103 204H105L104 205V207H103ZM154 204V203H153ZM156 204V205H157ZM157 205V206H159V209H160V205ZM167 204H166V206H167ZM173 204H174V201H173ZM172 204V205H173ZM198 204H199V202H198ZM206 204V203H205ZM36 205V204H35ZM100 205V204H99ZM155 205V204H154ZM171 205V204H170ZM175 205V204H174ZM173 205V206H174ZM193 205V206H194ZM207 205V204H206ZM206 205H205V207H206ZM10 206V207H9ZM40 206V204H37V207H39ZM161 206V207H162ZM209 206H210V204H209ZM58 207V206H57ZM115 207L113 208V212L115 213V212H118L119 211V213H122V210L123 209H125V208H121V206L119 207V205H118V207H116L117 208V210L115 209ZM152 207V206H151ZM168 207V206H167ZM175 207V206H174ZM216 208L218 207L217 205L215 206ZM240 207V208H239ZM96 208V209H95ZM100 208V209H99ZM122 209L121 211H120V209ZM237 208H239V209H237ZM243 210H242V209ZM70 209H72L71 207L70 208H66L65 210L68 212V214H70L72 211L70 210ZM115 209V210H114ZM149 209V210H148ZM156 209V208H155ZM158 209V210H159ZM167 209V208H166ZM210 209H211V207H210ZM221 208L219 207V209L218 210H220ZM247 211H245V210ZM62 210V208H60V207H58L57 208V215H56V217H55V219H59V221H61L62 219H61V216H60V211ZM129 210V209H128ZM141 210H140V213H141ZM197 210H198V212L200 211V215L198 214V212H197ZM204 210V212H205V215H206V218H207V214L208 213H210V214H208V216L210 215L211 217L210 218H212L211 219V221H214V224H215V226L212 224V222H210V218H209V220H208V218H207V220H208V223L206 222V224H204V221H203V217H204V213H201V211H203ZM207 210V211H206ZM221 210H223V208L221 209ZM234 210V209H233ZM8 211H10V213H11V216H8L7 217V212ZM96 211H97V214H96ZM146 211V212H147ZM103 212H105V214L103 213ZM134 212V211H133ZM191 212V214H189ZM194 212H195V216H194ZM251 213V218H249L248 219V216H250V214L247 216V213ZM42 213V212H41ZM106 213H107V215H106ZM135 213V212H134ZM138 213V212H137ZM139 213V214H140ZM192 213H193V215H192ZM207 213V214H206ZM224 213V212H223ZM102 214H103V216H102ZM167 214V215H166ZM196 214L198 215V217H200L201 218V214H202V221L200 220V222L199 223H197L196 222V224L194 225V220L196 221ZM235 214L237 215V216H235ZM70 215H72V214H70ZM105 215V216H104ZM160 215V216H159ZM224 215H225V218H224ZM167 216H168V218H167ZM245 216H247V217H245ZM90 217H89V219H90ZM125 217H126V219H125ZM175 217H177L178 219L177 220H179V223H174L175 221L177 222V220H176V218ZM197 217V218H198ZM229 217V218H228ZM233 217H232V219H233ZM123 218L126 220H123ZM127 218H130L129 219V221H127L128 219ZM136 218V217H135ZM170 218V219H169ZM174 218V219H173ZM180 218V219H179ZM199 218V219H200ZM214 218H215V216H214ZM228 218V219H227ZM61 219V220H60ZM162 219H163V222H162ZM165 219V220H164ZM166 219H169V220H166ZM199 219H197L198 221H199ZM99 220V221H98ZM110 220H111V224H109L110 223ZM119 220V222H117ZM124 221V223L127 225H125L124 223H123V221ZM145 220H146V222H145ZM206 220V219H205ZM98 221V222H97ZM115 221V222H114ZM122 221V222H121ZM144 221V222H143ZM104 222V223H103ZM109 222V223H108ZM128 222L130 223V224H128ZM143 222V224H141ZM166 222V223H165ZM192 222H193V224H192ZM226 222V223H225ZM227 222H228V224H227ZM246 222H249V223H246ZM119 223V224H118ZM122 223V224H121ZM136 223V224H135ZM146 223V224H145ZM164 223V224H163ZM183 223V222H182ZM201 223H203V224H201ZM233 224V226H232V224ZM236 222H235V224H237ZM30 224V223H29ZM141 224V225H140ZM177 225V226H174V225ZM201 226H200V225ZM223 224H224V226H223ZM247 224V225H246ZM139 225H140V227H139ZM225 225H226V227H225ZM61 226V225H60ZM126 226V227H125ZM129 226V227H128ZM174 226V227H173ZM184 226V227H183ZM230 226V227H229ZM241 226V227H240ZM123 227H125L124 229H126V230H123ZM137 227H138V229H137ZM229 227V228H228ZM135 228V229H134ZM170 228V229H169ZM172 228H174V229H172ZM198 228H199V230H198ZM222 228H224V230L222 229ZM238 228H240V230H241V232L242 233H244L245 232V230L248 232V233H250V236L249 235H247L246 233H245V235L248 237L246 240H247V242H249L250 240L249 239H251V241L252 242H250V243H248L249 245L251 244V247L247 244H245V246H244V244H243V242L242 241H239V238L240 237H242V236H244L243 237V239L245 238V235H240L239 233H241V232H239V229ZM253 228V229H252ZM140 229H141V231H140ZM186 229V230H185ZM110 230V231H109ZM198 230V231H197ZM232 230V231H231ZM242 230H244V231H242ZM109 231V232H108ZM126 231V235H124L125 232ZM136 231H137V233H136ZM171 231L173 232V233H171ZM182 231V232H181ZM227 231V232H226ZM229 231V232H228ZM231 231V232H230ZM66 232V230L65 229H62V230H60L59 229V231H57L56 232V234H55V236H54V239H57V238H61L63 235H64V233ZM194 232H196V234L194 233ZM199 232H201V239H202V237H203V239H204V236H206V237H209V238H206L207 240H209L210 238L211 239H216L217 241H220L221 239H217V237L219 238L220 237V235L222 236V233H223V235H224V237H228V238H230V240L232 239H234V241H232V242H230V240H227V242H229L230 244H236L235 245V247L232 249V247H229V249H232V251H224V253H223V251H221V252H219V251H212V252H214V253H211L210 252V255L208 254V256H211L208 260H207V256H205V253L206 252H204V254L202 253V252H200V251H202L205 247H203V249L201 250V249H198V250H200V251H198V250H195V248L196 247H199L200 245L198 244V241H200L201 239H200V237H198V234H200ZM261 234H260V233ZM181 233V234H180ZM195 234V236H193L194 234ZM226 233V234H225ZM235 233H238L237 235H238V237L236 238V237H234V236H231V237H229L231 234L233 235V234H235ZM123 234V235H122ZM132 234H133V232H132ZM138 236H137V235ZM183 234V235H182ZM193 234V235H192ZM146 235V236H145ZM171 237V238H169V236ZM262 235V236H261ZM121 236H123V237H121ZM125 236V237H124ZM140 236V237H139ZM191 236V237H190ZM137 237V238H136ZM138 237H139V239H138ZM146 237V238H145ZM192 237H193V240H192ZM195 237V238H194ZM224 237H220V238H224ZM122 238H124V239H122ZM127 238V239H126ZM135 238V239H134ZM190 239V241H188L189 239ZM227 238V239H228ZM134 239V240H133ZM146 239V240H145ZM169 239H172V240H169ZM181 240V241H179V240ZM184 239H186V241H183ZM200 239V240H199ZM206 239H204L205 241H206ZM240 239H242V238H240ZM258 240V242H257V240ZM150 242H152V243H150ZM249 240V241H248ZM123 241V242H122ZM129 241V240H128ZM132 241H130V242H132ZM165 241H167L166 243H168V245H166V243H164ZM172 241H173V243H175L176 245H178L180 248H178V246H177V248H175L176 247V245L175 244H173L172 243ZM176 241H178V242H176ZM183 241V242H182ZM205 241H202V243L203 242H205ZM215 241V240H214ZM225 241H226V239H225ZM236 241H238V242H242L241 244L240 243H234V242H236ZM244 241V240H243ZM121 242V243H120ZM129 242V243H130ZM146 242H148V243H146ZM208 242H210V241H208ZM213 242V241H212ZM128 243V242H127ZM143 243H145L146 244V246H144L145 244H143ZM178 243V244H177ZM182 243H184L183 245H181ZM16 242L15 241H11V240H5V241H1L0 242V252L2 253L3 251H7L8 253H9V255H7L8 253H6V256L8 257V256H11V258L10 257H8L7 259L8 260H6V262L7 261H11V264H22L24 261H25V259L27 258V257H29L30 258V256L32 257L34 254H35V251H36V248H31V247H23V248H19V249H17V248H15V246H16ZM149 244V245H148ZM163 244H164V246L166 247H164L163 246ZM194 244V245H193ZM243 244V245H242ZM170 245V246H169ZM175 245V246H174ZM154 246V247H153ZM186 246V247H185ZM194 246V247H193ZM234 246V245H233ZM258 246V247H257ZM153 247V248H152ZM185 247V248H184ZM262 249H261V248ZM142 248V249H141ZM200 248H201V246H200ZM240 249L241 251L240 252H244V251H247L246 253H245V255L243 254V253H238L236 250H238V249ZM259 248V249H258ZM146 249V250H145ZM150 250V251H148L147 252V250ZM167 249H169V250H167ZM206 249V248H205ZM154 250V251H153ZM158 250H160V251H158ZM163 250V251H162ZM165 250V251H164ZM172 250V252H170ZM235 250V251H234ZM118 251V252H117ZM234 251V252H233ZM253 251H256V255L254 254V255H250V254H252V252ZM115 252H117V254L115 253ZM129 252V253H128ZM144 252H147V255H146V253H144ZM159 252V253H158ZM177 252H180L179 253V255H177L176 253ZM231 252H233L231 255H230V253ZM235 252H237V253H235ZM250 253V254H247V253ZM118 253H120L119 255H118ZM149 253H150V255H151V257H150V255H149ZM164 253H167L166 255H167V261L165 262V254ZM111 254V255H110ZM128 254V255H127ZM164 254V255H163ZM215 254V255H214ZM216 254H217V256H216ZM247 254V255H246ZM116 255V256H115ZM144 255H145V257H144ZM168 255H171V256H173V258L171 257L170 258V256H168ZM177 255V256H176ZM185 255H189V256H185ZM239 255V256H238ZM115 256V257H114ZM154 256H155V258H154ZM162 256H164V257H162ZM216 256V257H215ZM226 257V258H224V257ZM230 256V257H229ZM232 256V257H231ZM214 257V258H213ZM218 257V258H217ZM220 257H223L222 258V261H220L221 259H220ZM246 257V258H245ZM28 258V259H29ZM152 258H153V261H152ZM156 258H157V261H155V263H154V260H156ZM216 258V259H215ZM10 259V260H9ZM150 261V262H148V260ZM159 259H161V261L159 260ZM171 259V261H169ZM198 259V260H197ZM256 259V260H255ZM27 260V259H26ZM109 262H108V261ZM240 261H242V262H240ZM246 261V262H245ZM6 262H5V264H6ZM238 262V263H237ZM243 262H245V263H243ZM163 263V264H164ZM221 263V264H222ZM250 263V264H251ZM160 264V263H159ZM248 264V263H247Z\"/></svg>",
	"mask_w": 264,
	"mask_h": 264
}]
</instances>
